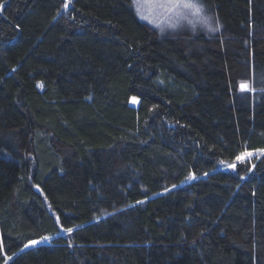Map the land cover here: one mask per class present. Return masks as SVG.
I'll use <instances>...</instances> for the list:
<instances>
[{"label": "trees", "instance_id": "1", "mask_svg": "<svg viewBox=\"0 0 264 264\" xmlns=\"http://www.w3.org/2000/svg\"><path fill=\"white\" fill-rule=\"evenodd\" d=\"M137 1L0 0V264H264V0Z\"/></svg>", "mask_w": 264, "mask_h": 264}, {"label": "rangeland", "instance_id": "2", "mask_svg": "<svg viewBox=\"0 0 264 264\" xmlns=\"http://www.w3.org/2000/svg\"><path fill=\"white\" fill-rule=\"evenodd\" d=\"M138 1H139L138 17L140 20L149 24L162 23L164 28L165 27L168 28L167 21L169 18L175 20V23L180 22V24L181 23L189 24L190 22H192V20H200L199 22H201V20H205L204 19L205 12L203 7L201 8L199 14H196L194 9H184V8L175 7L177 3H184V2H191L199 5V3L196 0H138ZM45 242H48V240ZM31 247L34 246H29V248Z\"/></svg>", "mask_w": 264, "mask_h": 264}, {"label": "snow or ice", "instance_id": "3", "mask_svg": "<svg viewBox=\"0 0 264 264\" xmlns=\"http://www.w3.org/2000/svg\"><path fill=\"white\" fill-rule=\"evenodd\" d=\"M63 7L65 9H67L69 7V3H65L63 5ZM176 8H184V9H194L195 10V13L196 14H199L200 11H201V6L198 5V4H194V3H191V2H184V3H177L175 5ZM39 86V85H38ZM241 90H245L248 88V86L246 84H241ZM133 101L135 102V98H133ZM262 154H264V149H261L259 150ZM253 155V153L251 152H248V151H244V152H241L239 155L236 156L235 160L238 161V162H241V163H244L246 162L247 159L251 158ZM222 164L226 163L225 161H221ZM228 167H231V168H235L236 167V164L235 162L232 163V164H229L227 165ZM190 179H195L194 176L192 177H189ZM175 187V185H174ZM57 223L59 224V218L57 217ZM61 232H67V233H72L73 229L72 228H67V229H64V228H61L60 229ZM50 238L45 236V237H41L40 240H30L27 244L24 245V248H28L29 246H36L38 245L41 241H47L49 240ZM71 246V245H69ZM23 249H21L22 251ZM15 255V254H14ZM7 259H11V258H6V264H7Z\"/></svg>", "mask_w": 264, "mask_h": 264}]
</instances>
